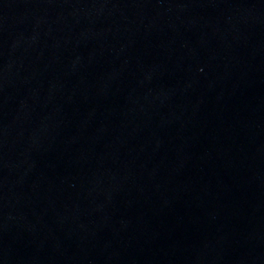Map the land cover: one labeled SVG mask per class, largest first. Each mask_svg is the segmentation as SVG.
I'll use <instances>...</instances> for the list:
<instances>
[{"label":"water","instance_id":"obj_1","mask_svg":"<svg viewBox=\"0 0 264 264\" xmlns=\"http://www.w3.org/2000/svg\"><path fill=\"white\" fill-rule=\"evenodd\" d=\"M0 264H264V0H0Z\"/></svg>","mask_w":264,"mask_h":264}]
</instances>
